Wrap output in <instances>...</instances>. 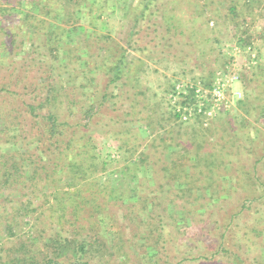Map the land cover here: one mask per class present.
I'll use <instances>...</instances> for the list:
<instances>
[{
	"label": "trees",
	"instance_id": "obj_1",
	"mask_svg": "<svg viewBox=\"0 0 264 264\" xmlns=\"http://www.w3.org/2000/svg\"><path fill=\"white\" fill-rule=\"evenodd\" d=\"M103 2L0 0V68L5 70L0 72V264H126L132 256L138 258L137 264H182L192 259L209 263L220 252H227L226 241L231 248L239 245L235 230H242L240 226L246 222L247 214L264 207V146L257 158H250L251 154L255 156L251 148L256 140L264 139L263 131L255 126L264 120V103L258 102L255 106L252 103L258 101L256 95L264 94V89L257 91L254 84L258 76L264 75V70L256 69L246 79L247 83L242 77L243 88L241 98L234 102L236 107L219 113L214 120L204 123L197 115L193 121L183 122L175 111L177 101L170 103L169 98L166 99L167 113L159 104L147 109L143 120L145 129L150 130L146 138L154 152H141L138 159H133L137 146L134 142L143 136H136L126 127L128 138L124 139L122 134L120 141L123 147H128L127 156L131 157L122 159L132 162L136 169H145L144 176L150 181L155 173L153 166L159 163V184L151 181V186H144L145 178L140 177L138 184L130 188V194L119 193L107 177V171L110 174L122 162L112 159L106 146L97 147L94 133L98 132L91 131L99 125L98 115L106 111V101L108 104L116 99L111 102V111L116 112L117 101L124 98L123 90L116 84L121 80L120 69L126 51L123 49L119 59L107 63L100 52L107 51L105 40L109 36L94 32L95 27L84 30L82 35L84 57L78 55L80 41L71 39L72 34H78L83 17L91 11L101 16L98 10L103 9ZM154 2L140 0L142 9L135 13L132 23L136 31L139 27L150 28L145 12ZM177 2L167 0L162 6L160 24L162 27L165 23L166 30L175 27L173 19L177 15L173 13V5ZM190 2L209 9L202 10L204 17L209 12L221 19L220 9L210 8L218 0ZM226 2L224 16L230 21L225 24H234L238 29V20L241 21L237 40L252 50L248 28L254 23L259 0ZM184 4L180 0V5ZM112 7L114 10L115 6ZM208 21L203 22L208 32L202 31V35L215 33L218 28L217 23L209 28ZM193 29L190 40L198 34ZM133 43L137 45L136 41ZM129 45L133 50H140ZM40 49L47 54L40 53ZM108 49L111 51V47ZM61 50L64 58L60 56ZM57 64L63 68L72 66L80 74L88 71L101 75L95 90L81 85L85 88L82 94L87 98L86 105L75 109L77 102L66 94L63 110L61 98L65 85L59 84L54 73ZM214 74L212 71L200 77L199 85L210 87ZM68 78L76 84L78 75L70 74ZM175 82L169 83L165 95L175 96ZM109 87L119 90L107 92ZM191 98L190 93L181 95L178 104H187ZM129 111L128 116L138 114L135 99ZM76 112L80 117L77 118ZM118 117L123 119L122 112ZM169 120L176 123V131ZM234 121L237 126L231 125ZM184 124L188 126L182 129ZM133 137L136 139L128 145ZM153 156L155 161L150 159ZM189 205L198 208L194 210L198 213L197 222L193 223ZM115 210L121 211L122 221L116 217ZM21 224L29 225L34 235L16 237V229ZM185 224L189 229L191 226L189 234L198 236L200 232L207 239L205 243L215 244L209 255L177 256L173 263L168 261L165 251L167 233ZM242 228L243 239L252 232L264 241V230L258 229L257 224ZM156 257L160 261L154 260ZM253 260L264 264L262 255ZM249 261L245 264H251Z\"/></svg>",
	"mask_w": 264,
	"mask_h": 264
},
{
	"label": "rangeland",
	"instance_id": "obj_2",
	"mask_svg": "<svg viewBox=\"0 0 264 264\" xmlns=\"http://www.w3.org/2000/svg\"><path fill=\"white\" fill-rule=\"evenodd\" d=\"M120 1L121 2H119V0H104L103 9L98 10V12H101V16L97 17L96 12L91 11V13L86 15L85 18L83 17V22L81 24L79 23L80 25L78 24V34H72L71 39L80 41L78 55L84 57L85 51L83 43L81 42L82 35L84 30H93L94 28L92 27H95L94 32L109 36V39L105 40V49H107V51L104 50L103 52H100L101 58L106 59L107 63L112 61L114 62L119 59L120 55L123 53V49L126 51L124 53V58L122 60L123 64H121L120 69L121 80L116 84L118 88L123 90L124 98L117 101L118 104L116 105V112L111 111V102L116 101V99L108 104L106 101L104 104L106 111L102 113L100 112L98 115V118H100H97L99 125L92 127L91 133L95 132V130L98 132L94 133L97 147L106 146L110 150V157L122 162L118 164L110 174L108 173L109 171H107V177L110 178L111 183L117 192H122L128 195L130 194V188H133L136 183L138 184L140 177L145 178L143 182V184H145L144 186H151L153 184L151 181L157 185L159 184L158 177H161V173L159 171V163L155 164L153 166V169L155 168V173L152 171L153 180L150 181V178L144 176L146 172L145 169L141 171L139 168L136 169V166L132 164V162L123 161L124 158L127 159L131 156H127L128 147L122 146L123 142L120 141V135L123 134L122 137L127 139L128 136L125 134V129L126 127H130V130L136 133V136L137 134L139 136H143L140 137V140L138 139L134 142L137 146L136 153L132 155L133 159H138L141 152L149 153L150 151L153 153L154 147H151L148 141L149 138H146L150 134V130L145 129V121L143 119L146 115L147 109L152 106L154 107L156 104L161 105L162 111L167 113L166 107L168 103L166 99H168L169 95H165V91L169 86V83L177 81L175 82L176 84H199L198 80L200 77H205L212 71L215 73V76L226 67H228L231 71H237L240 78L243 77L242 79H244L247 83L246 79L251 78V74L256 69H258V71L260 69L264 70V0H259V4H257L256 9L257 12L254 16V23L250 28H248L249 34L252 35V39L250 40L251 46L253 47L251 53L255 56H259L258 62H255L256 65H252L249 63L250 60L247 59L248 47L243 42H239L237 40V35L241 30V21L237 19V24L239 25L238 29L234 26V24H225V22L229 23L230 21L226 16H224L227 11L225 8L227 4L226 0H221L220 3L218 0L217 3H213L212 7H210L212 9L216 6L218 9H214H217L218 11L220 9L221 12H218L219 17H221L220 20L217 19V14H211L209 12H206L204 17L202 10H209L208 8L202 9L200 8L201 6L199 7L198 5H195V3L192 4L190 0H183L185 1V4L180 5V0H178V2L173 5V13L177 15L176 18L173 19L175 27L169 28V30H166L167 28H165V23H162V27L160 24L162 16L161 9L167 0H155L151 8L145 12L147 19L149 18L150 28H147V26L142 28L139 27L137 31L136 28H132V23L136 16L135 13L142 9L143 4H140V0ZM112 6H115L114 10ZM85 10L87 9L85 8ZM181 11H184L183 13L185 14H180ZM193 18H196V20H193ZM205 19L209 20V28L218 24V28L215 30V33L206 34L208 32V28L205 27L206 24H203ZM192 29L198 34H196V38L193 37L192 40H190L189 33H191ZM132 31H136L137 33ZM202 31L206 33L202 35ZM133 33H135V35ZM133 41H136L137 45H135ZM129 43L133 45V48L140 47V50L131 49ZM109 47H111V51L108 49ZM39 51L45 55L47 54L44 49H40ZM60 56L64 58L62 50L60 51ZM72 69V66L63 68L62 64H57L54 71V73L58 75L59 84L69 86L66 88L65 86L63 87V97L61 98L63 101V110L65 109L66 104V94L70 100L77 102L75 109H78L80 106L85 104V102H87V98H85L82 94L85 91V88H81V85H84L87 90L91 89L93 91L95 90L94 87L97 86L98 77L101 76L96 74L93 75L91 74L92 72L88 71H84L80 74L77 69ZM0 72H5L4 68H0ZM75 73L78 75L76 84L68 78L70 74L74 75ZM36 75H39V73ZM254 81L255 90L261 91L264 89V75L258 76L257 80ZM260 81L263 82L261 85H259ZM101 84L105 83L102 82ZM20 85H23V83ZM118 90H114L112 87H109L107 92L112 91L117 93ZM31 96L36 99H40L37 95L31 94ZM256 96H259V99L258 101L252 102L254 106L258 102V104L264 103V94ZM133 99L136 101V110L138 111V114H136V116H128ZM97 104H99V102H97ZM107 105L109 106L108 110ZM121 112L123 119L118 117ZM241 112L242 111H240V113ZM78 117H80V115L77 113V118ZM109 118L111 121L108 120ZM112 119H115L114 123H112ZM118 119L120 120L118 121ZM261 123H264L263 119L260 124H256L255 126L264 133V124ZM169 124L174 126L176 123L169 120ZM231 125L237 126L236 122ZM185 126H188V124L182 125V129ZM168 127L169 125H167L166 129H168ZM174 129L175 131L178 129L177 125H175ZM114 132H116L115 135ZM120 132L121 134H118ZM134 139L136 138L133 137L128 145H131ZM258 139L259 140H256L254 146L251 148V152L255 153V156L252 154L250 155L251 159L257 158L263 150L264 139L261 137ZM116 147H119V150H117ZM158 151L161 152L162 149L159 147ZM105 152L106 149L102 150L103 156L105 155ZM156 154L158 153L156 152ZM246 154V148L242 149V156L244 159L246 158ZM154 156L153 158L150 157L152 161L156 160ZM104 176L105 175H103V179ZM229 183L231 182L229 181ZM152 188L153 187H150V189ZM162 200L165 202L167 201L166 198H162ZM187 208L193 213V223L197 222L198 213L194 211L198 209L196 205L195 207L189 205ZM258 209H260V211L247 214L248 218L243 225L251 227L254 223L255 225L257 224L258 229L264 230V207H258ZM171 211H173L172 208ZM114 212L117 214L116 217L119 221H122L121 211L115 210ZM187 226L188 225L185 224L181 225L179 229H169V232L167 233L169 236L166 237V242L164 244L168 261L175 263L177 256L179 257L187 254V257L189 258L192 256L194 257L197 254L209 255L211 248H213L215 241L212 242L214 244H211V242L205 243L207 239L202 238L203 235H200V232L198 236L189 234L191 226H189L190 229L187 228ZM242 226H240L242 230H235V234L239 239V245L232 246L231 248L230 244L226 241L225 246L228 249L227 252H220V255L216 256V258H214L211 262L208 263L207 261L202 260L200 262L198 259H192L182 264H213V262L218 264H245L248 260H251L249 261L251 264H253V262L256 264L257 261L253 260V258L260 255L264 258V241L261 236L255 235L252 232H248L246 239H243L244 229ZM18 230L20 232H18ZM16 231V237L22 234L34 235L29 229V225L21 224ZM210 236L208 235V237ZM204 237H207V235H204ZM131 258L126 261V264H137L136 262H138V258L136 259L133 256ZM157 259L158 257L154 260ZM143 261H145V259L140 262ZM162 261L164 260L162 259Z\"/></svg>",
	"mask_w": 264,
	"mask_h": 264
},
{
	"label": "built area",
	"instance_id": "obj_3",
	"mask_svg": "<svg viewBox=\"0 0 264 264\" xmlns=\"http://www.w3.org/2000/svg\"><path fill=\"white\" fill-rule=\"evenodd\" d=\"M247 52L250 56L252 65L256 64V56L251 53L248 48ZM252 55V56H251ZM240 75L237 71H231L226 67L223 71L217 73L210 87H203L199 84H175V96L169 95L171 103L175 104V111L180 114V120L183 122H191L197 115L202 117V121L208 122L217 114L231 109L234 102L241 98V92L234 88V84L240 82ZM192 95V101L187 104H178L181 95Z\"/></svg>",
	"mask_w": 264,
	"mask_h": 264
},
{
	"label": "crops",
	"instance_id": "obj_4",
	"mask_svg": "<svg viewBox=\"0 0 264 264\" xmlns=\"http://www.w3.org/2000/svg\"><path fill=\"white\" fill-rule=\"evenodd\" d=\"M249 55V53L247 54V56ZM256 58H258V59H256V61L258 62V60H259V56L258 55H256ZM247 59H250V56H249V58L247 57ZM256 62V63H257ZM256 65V64H255ZM245 83V82H244ZM234 88H236L237 90H239L240 92H242V88H243V81H242V79H240V82H237V83H235L234 84ZM236 107V105H233V107L231 108V109H234ZM221 114H223V113H221ZM219 114H217L215 117H214V119L218 116ZM213 119V120H214Z\"/></svg>",
	"mask_w": 264,
	"mask_h": 264
}]
</instances>
